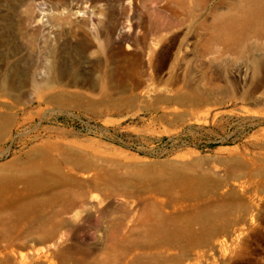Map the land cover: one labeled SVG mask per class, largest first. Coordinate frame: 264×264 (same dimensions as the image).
Masks as SVG:
<instances>
[{"label": "rangeland", "instance_id": "1", "mask_svg": "<svg viewBox=\"0 0 264 264\" xmlns=\"http://www.w3.org/2000/svg\"><path fill=\"white\" fill-rule=\"evenodd\" d=\"M34 11L66 91L0 104V264H264V0Z\"/></svg>", "mask_w": 264, "mask_h": 264}, {"label": "bare ground", "instance_id": "2", "mask_svg": "<svg viewBox=\"0 0 264 264\" xmlns=\"http://www.w3.org/2000/svg\"><path fill=\"white\" fill-rule=\"evenodd\" d=\"M36 1L0 0V104L20 103L28 93L50 102L59 99L66 91L59 82L66 73L57 67L58 53L62 52L61 46L64 49V42L63 45L56 43L55 47H39L40 52L42 50L46 54L45 62L36 55L40 29L31 28L39 21L34 11ZM68 6L67 2L61 4L70 15ZM52 8L58 9L56 5ZM56 21L53 19L52 23ZM40 70L44 71V76L38 79ZM109 90V86L100 87L101 93Z\"/></svg>", "mask_w": 264, "mask_h": 264}]
</instances>
